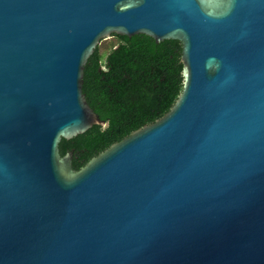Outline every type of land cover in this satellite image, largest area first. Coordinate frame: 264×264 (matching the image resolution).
<instances>
[{
	"label": "water",
	"instance_id": "1",
	"mask_svg": "<svg viewBox=\"0 0 264 264\" xmlns=\"http://www.w3.org/2000/svg\"><path fill=\"white\" fill-rule=\"evenodd\" d=\"M114 34L179 41L183 89L75 171ZM0 264H264V0H0Z\"/></svg>",
	"mask_w": 264,
	"mask_h": 264
},
{
	"label": "trees",
	"instance_id": "2",
	"mask_svg": "<svg viewBox=\"0 0 264 264\" xmlns=\"http://www.w3.org/2000/svg\"><path fill=\"white\" fill-rule=\"evenodd\" d=\"M112 37L117 43L107 53L100 50L103 40L89 58L82 85L88 104L107 125L93 126L71 140L62 139L59 145L61 156L73 152L75 171L114 143L162 118L183 89L179 41L158 44L147 35Z\"/></svg>",
	"mask_w": 264,
	"mask_h": 264
},
{
	"label": "rangeland",
	"instance_id": "3",
	"mask_svg": "<svg viewBox=\"0 0 264 264\" xmlns=\"http://www.w3.org/2000/svg\"><path fill=\"white\" fill-rule=\"evenodd\" d=\"M116 43H117V40L114 37H112V38L110 37V38L104 40L100 46L101 53H103V54L107 53L110 50L111 46L115 45Z\"/></svg>",
	"mask_w": 264,
	"mask_h": 264
}]
</instances>
